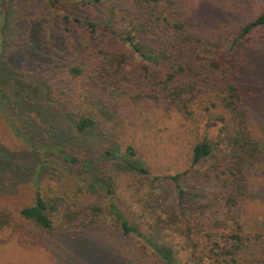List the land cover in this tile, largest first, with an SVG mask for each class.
Returning <instances> with one entry per match:
<instances>
[{"label": "rangeland", "instance_id": "obj_1", "mask_svg": "<svg viewBox=\"0 0 264 264\" xmlns=\"http://www.w3.org/2000/svg\"><path fill=\"white\" fill-rule=\"evenodd\" d=\"M130 1L59 0L54 4L51 0H0V86L14 104V109L0 110V207L19 211L31 205L37 186L49 199L64 191L72 194L77 184L83 185L88 178L99 185L98 194L88 198L101 197L104 206L113 199L145 234L171 242L178 249L176 256L185 261L189 253L184 237L172 229L156 232L155 220L164 218L163 212L181 217L194 214L195 220L208 228L228 230L227 224L221 223L223 212L214 199L208 203L213 196L210 181L195 175L181 178L183 196L169 177L176 173V166H182L179 170L189 167L190 149L196 140L179 138V120L166 117L146 129L134 122L117 131L100 125L86 137L74 136L67 116L97 105L95 95L82 80L73 78L69 67L89 53L88 44L110 38L102 29L90 32L84 22H107L115 31L113 41L124 46L120 35L132 15ZM178 5L188 26L203 32L241 25L264 12V0H178ZM262 33L248 51L240 83L264 144V30ZM240 34L235 33L232 39ZM142 39L156 46L165 43L158 34ZM127 52L134 54L131 49ZM125 73L128 78L123 77L122 90L146 91L142 62L136 57ZM4 111L10 118L2 115ZM9 121L24 135H18ZM52 127L60 128L62 135ZM24 137L37 144L51 143L55 152L34 151ZM131 143L139 150L136 160L147 162L150 178L114 158L99 159L104 146L126 153ZM61 149L89 160V171L83 173L63 159ZM209 164L203 163L199 170L205 172ZM170 165L173 170H168ZM154 176L159 178L152 186ZM101 179L107 186L101 187ZM242 214L249 229L264 234V162L243 201ZM104 220L102 231L68 236H47L30 222L19 232L1 230L0 264H163L143 238L124 233L114 216Z\"/></svg>", "mask_w": 264, "mask_h": 264}, {"label": "trees", "instance_id": "obj_2", "mask_svg": "<svg viewBox=\"0 0 264 264\" xmlns=\"http://www.w3.org/2000/svg\"><path fill=\"white\" fill-rule=\"evenodd\" d=\"M51 1L56 4L59 0ZM130 5L132 15L120 35L124 46L113 41L115 31L107 22H84L90 32L102 29L110 38L88 44L89 53H84L79 63L69 67L73 78L82 80L97 101L93 108L67 113L75 130L73 134L86 137L100 125L117 131L131 122L146 129L155 127L154 124L164 117L177 118L181 129L178 137L196 141L190 149L189 167L179 170L182 166H176V173L169 177L183 196L181 178L195 175L196 179L210 181L213 196L209 197L208 203L210 205L214 199L223 212L221 223L227 224L228 230L219 231L215 226L208 228L202 224L204 222L195 220L194 214L181 217L176 212L171 215L163 212L161 215L165 217L155 220L159 227L156 232L161 228L172 229L184 237L189 257L182 261L176 256L178 249L171 242L145 234L113 199L104 206L99 202L101 197L99 200L88 198L98 194L99 185L86 178L83 185L77 184L72 194L64 191L65 194L49 199L37 186L31 205L19 211L0 207V231L19 232L30 222L50 237L99 232L104 228V219L112 215L124 233L143 238L163 264H264V234L249 229L242 214L243 201L251 191L253 180L260 175L264 144L240 83L241 72L248 62V51L263 34L264 12L241 25L203 32L188 26L178 0H131ZM76 21L81 20L77 18ZM237 32L240 36L232 39ZM148 34L160 35L165 43L156 46L143 40L142 36ZM239 38L243 40L239 42ZM230 41L232 43L226 49ZM128 49L134 52L133 56L129 55ZM134 57L142 62L147 85L144 92L130 93L121 89L123 77L128 78L126 67ZM1 90L0 86L2 111L1 108L14 104L10 103V94ZM2 115L11 116L7 111ZM12 127L18 135H24L16 125ZM52 129L62 135L60 128ZM24 138L34 151L55 152L51 143L37 144ZM125 150L126 153H122L110 145L104 146L99 159L114 158L150 178L152 174L147 162L136 160L137 147L131 143ZM59 152L81 172L89 171V160L79 159L62 149ZM203 163H210L205 172L199 170ZM172 167L168 166V170H173ZM158 178L153 177L152 186ZM100 182L101 187L107 186L104 180ZM108 193H112L111 190Z\"/></svg>", "mask_w": 264, "mask_h": 264}]
</instances>
